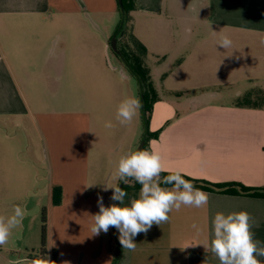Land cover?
Segmentation results:
<instances>
[{
    "label": "crops",
    "instance_id": "1",
    "mask_svg": "<svg viewBox=\"0 0 264 264\" xmlns=\"http://www.w3.org/2000/svg\"><path fill=\"white\" fill-rule=\"evenodd\" d=\"M135 5L131 31L147 50L144 65L157 93L149 130L159 136L150 141L164 155L165 173L264 188V108L235 106L248 91L264 90V0ZM119 14L118 0H0V215L24 194L44 190L47 206L36 205L35 215L47 209L56 264H219L199 245L211 239L217 212H249L254 239L264 245V199L208 192L205 207L174 210L167 223L137 235L135 251L118 239L113 246L112 228L92 235L89 215L99 211V197L113 203L104 187L117 183L119 157L144 136L139 129L134 135L135 119L126 126L116 120L135 77L120 53L116 63L110 54L113 35L117 50L124 48L123 33L115 35L119 21L112 22ZM221 35L232 47L217 46ZM33 135L45 144L44 175ZM148 147L143 141L140 149ZM55 187L62 190L58 206ZM138 192H128L126 202Z\"/></svg>",
    "mask_w": 264,
    "mask_h": 264
},
{
    "label": "clouds",
    "instance_id": "2",
    "mask_svg": "<svg viewBox=\"0 0 264 264\" xmlns=\"http://www.w3.org/2000/svg\"><path fill=\"white\" fill-rule=\"evenodd\" d=\"M233 41L228 35H221L217 46L224 49L232 47ZM139 96L124 98L118 105L116 120L120 125L131 124L142 109ZM106 128H112L111 122L105 123ZM122 154L112 174L117 181L104 190H112L113 203L105 206L103 197L98 198L99 211L90 214L92 235L107 233L109 228L119 232V242L124 249L135 251L137 244L134 238L140 233H147L155 224L160 226L170 220L172 211L182 207L203 208L208 204L209 194L196 188L191 179H185L182 170L168 172L165 167L164 155L152 145ZM130 185V182L140 185L138 195L125 198L128 193L119 186L120 183ZM90 187V186H89ZM118 202V203H117ZM26 208L16 205L11 215H0V247L7 245L16 228L22 225ZM212 237L202 245L205 252L210 251L219 264H264V245L254 239L252 232L253 218L249 212L241 210L230 213L217 212L212 219ZM193 229L199 232L196 224ZM11 264H56L47 255L29 259L18 257ZM67 264V262H65ZM204 264H206V259Z\"/></svg>",
    "mask_w": 264,
    "mask_h": 264
},
{
    "label": "trees",
    "instance_id": "3",
    "mask_svg": "<svg viewBox=\"0 0 264 264\" xmlns=\"http://www.w3.org/2000/svg\"><path fill=\"white\" fill-rule=\"evenodd\" d=\"M122 4H119V11L121 13V23L118 31L115 34L119 36L123 33V39L127 41L124 48H119L120 57L128 64L133 75L138 80L140 86V95L142 101V122L145 129L143 141L147 144L151 139H155L159 136V132L151 133L149 130L150 117L153 112V105L157 101V93L151 82L150 72L144 65V58L147 56L146 48L133 36L131 31V13L135 10V0H121ZM130 33V34H129ZM131 44V46L129 45ZM236 107L251 108V109H263L264 108V90L255 88L248 91L245 95L238 98L235 102ZM169 173H163L167 175ZM185 179H191L196 188L201 189L208 193H217L229 196H245L257 199H264V188H251L242 184H213L203 180H195L185 176ZM123 185V189L128 192H138L140 185L130 182V185ZM62 190L60 187H55L53 190V204L58 206L61 204ZM42 228H41V248L40 252L46 255L48 252V218L47 209L43 208L41 211ZM119 235L117 234V238ZM118 244L120 245L119 239ZM37 258L33 255L29 256V259ZM52 261L57 263L56 251H52ZM119 259L114 264H118Z\"/></svg>",
    "mask_w": 264,
    "mask_h": 264
},
{
    "label": "rangeland",
    "instance_id": "4",
    "mask_svg": "<svg viewBox=\"0 0 264 264\" xmlns=\"http://www.w3.org/2000/svg\"><path fill=\"white\" fill-rule=\"evenodd\" d=\"M118 20L119 25L121 23V13L118 15L117 19H113V23ZM130 34V33H129ZM115 36L113 35L111 37L110 43L112 46V43L114 42ZM123 46L127 43L123 38L121 40ZM131 46V44L129 43ZM115 50L113 48L110 50V54L112 59L115 62ZM116 63V62H115ZM129 87L131 88L133 92V96H139L141 99L140 95V86L137 81V79L132 77L131 81H129ZM230 97V96H229ZM228 95L225 96L223 99L224 101H228ZM142 110V109H141ZM141 110L139 111L138 116L135 118V129H134V135L136 136L138 134V129L139 133L142 131L145 134V129L144 125L142 124V127H140V118L142 116ZM20 137H18V141L22 145H26V136L24 133L19 134ZM35 139L33 135V140ZM35 142V143H34ZM33 144L34 147L36 148V156L38 159V163L40 165V174L44 175L46 174V149H45V144L41 140L40 137L36 138L34 140ZM143 144V141L138 145L137 149H140ZM25 153L22 154V158H25ZM9 163H16L17 158H8ZM15 174V171L13 172ZM41 185V184H40ZM126 201V200H125ZM48 203V197L44 190H40L38 194H35V192L28 194H24L21 199L17 202L16 205H19L21 207L26 208V214L25 218L22 222V225L18 228H16L13 232L12 237L10 238V241L7 245L0 247V264H11L13 260H16L18 257H27L29 258L30 255H33L35 257H41L42 254L40 252L41 248V228H42V218H41V211L36 213L35 207L36 205L43 204L45 207L47 206ZM12 204V203H11ZM10 204V205H11ZM8 205V207L10 206ZM13 205L11 208H8V215L12 214L13 207L16 206ZM48 225V224H47ZM119 235V234H118ZM111 237L113 239V246L116 245V240L117 238V233L115 231V228H112L111 230ZM48 248V246H47ZM54 249V248H52ZM56 250V249H54ZM57 254V250H56ZM50 259L52 258V253L51 251H48L46 254Z\"/></svg>",
    "mask_w": 264,
    "mask_h": 264
},
{
    "label": "water",
    "instance_id": "5",
    "mask_svg": "<svg viewBox=\"0 0 264 264\" xmlns=\"http://www.w3.org/2000/svg\"><path fill=\"white\" fill-rule=\"evenodd\" d=\"M119 4H122V1L121 0H118ZM116 44H117V38L115 37L114 38V42L112 43V48L113 50H115L117 53H120L118 50H117V47H116ZM121 188H123V185H120ZM118 203V202H117ZM116 233L119 234V232L117 231V229H115Z\"/></svg>",
    "mask_w": 264,
    "mask_h": 264
}]
</instances>
